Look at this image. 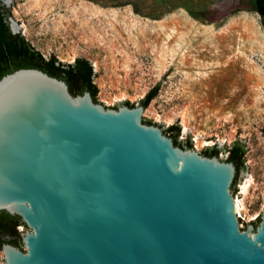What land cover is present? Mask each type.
Returning <instances> with one entry per match:
<instances>
[{
	"label": "water",
	"instance_id": "95a60500",
	"mask_svg": "<svg viewBox=\"0 0 264 264\" xmlns=\"http://www.w3.org/2000/svg\"><path fill=\"white\" fill-rule=\"evenodd\" d=\"M143 110L37 69L0 78V211L29 230L4 264H264V207L242 230L233 163L174 146Z\"/></svg>",
	"mask_w": 264,
	"mask_h": 264
},
{
	"label": "rangeland",
	"instance_id": "374dc122",
	"mask_svg": "<svg viewBox=\"0 0 264 264\" xmlns=\"http://www.w3.org/2000/svg\"><path fill=\"white\" fill-rule=\"evenodd\" d=\"M7 2L10 19L44 60L63 65L87 60L95 101L105 109L139 106L158 86L143 110L144 122L162 134L177 127L182 149L189 144L200 155L216 149L219 161L226 162L231 145H243L233 202L242 230L259 224L264 207V17L248 9L247 0ZM27 230L17 227L21 238Z\"/></svg>",
	"mask_w": 264,
	"mask_h": 264
},
{
	"label": "trees",
	"instance_id": "16d2710c",
	"mask_svg": "<svg viewBox=\"0 0 264 264\" xmlns=\"http://www.w3.org/2000/svg\"><path fill=\"white\" fill-rule=\"evenodd\" d=\"M251 10L257 13L259 16L264 17V0H247ZM27 48L24 50V60L20 65L21 69H37L40 70L51 77H55L64 81L70 94L72 96L81 95L83 92H89L94 103L96 88L92 83V69L87 60L83 58H77L73 64L63 65L58 63L54 58L44 60L38 52L33 50L30 45L26 42ZM13 71H2L0 72V78L6 74ZM158 86L153 87L144 98L140 101V105L146 108L150 101L156 96ZM128 107H133L132 105L125 103ZM146 125H151L150 122H144ZM263 139H264V129H263ZM167 137L171 138L174 146L182 148L181 144L177 142V137L179 135V129L174 126L168 127L163 133ZM186 148L191 149L188 144ZM226 162L233 163L235 167V175L232 184H235L237 179V174L241 166L243 165V156L245 153L243 145L235 142L227 150ZM203 155L207 157L218 155V150L210 149L202 152ZM256 226L255 223H253ZM25 225L20 221L17 216H11L3 211H0V251L3 243H8L15 247L22 249L21 236L17 231V227Z\"/></svg>",
	"mask_w": 264,
	"mask_h": 264
},
{
	"label": "flooded vegetation",
	"instance_id": "af4514ba",
	"mask_svg": "<svg viewBox=\"0 0 264 264\" xmlns=\"http://www.w3.org/2000/svg\"><path fill=\"white\" fill-rule=\"evenodd\" d=\"M7 7L0 2V72L21 69L24 50H31L20 34V27L10 19Z\"/></svg>",
	"mask_w": 264,
	"mask_h": 264
},
{
	"label": "bare ground",
	"instance_id": "6f19581e",
	"mask_svg": "<svg viewBox=\"0 0 264 264\" xmlns=\"http://www.w3.org/2000/svg\"><path fill=\"white\" fill-rule=\"evenodd\" d=\"M128 27V26H127ZM219 58H220V55L218 56ZM223 58V57H222ZM237 206V208H238V205H236Z\"/></svg>",
	"mask_w": 264,
	"mask_h": 264
}]
</instances>
